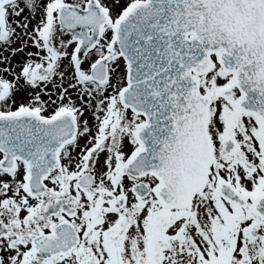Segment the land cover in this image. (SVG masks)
<instances>
[{
    "label": "snow or ice",
    "instance_id": "6c2138e0",
    "mask_svg": "<svg viewBox=\"0 0 264 264\" xmlns=\"http://www.w3.org/2000/svg\"><path fill=\"white\" fill-rule=\"evenodd\" d=\"M0 264H264V0H0Z\"/></svg>",
    "mask_w": 264,
    "mask_h": 264
}]
</instances>
